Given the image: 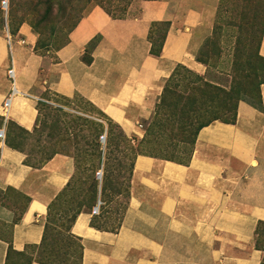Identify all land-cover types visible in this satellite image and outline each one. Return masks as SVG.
<instances>
[{
    "label": "crops",
    "instance_id": "0c3cea01",
    "mask_svg": "<svg viewBox=\"0 0 264 264\" xmlns=\"http://www.w3.org/2000/svg\"><path fill=\"white\" fill-rule=\"evenodd\" d=\"M217 0H142L122 17L94 7L57 49L39 52L29 30L0 35V116L13 64L21 92L8 120L32 131L44 93L80 97L118 124L142 134L165 81L177 65L195 71L196 55L212 35ZM169 26L158 55L150 52L152 24ZM259 54L264 57V29ZM87 57L89 62L83 60ZM261 109L239 101L234 123L215 122L198 132L188 164L138 155L129 198L116 231L78 213L70 232L80 239L81 264H260L255 228L264 221V83ZM2 123L0 124V126ZM7 128L5 129V133ZM0 139V264L15 251L39 244L48 207L74 173V160L55 153L38 167ZM31 264H39L32 262Z\"/></svg>",
    "mask_w": 264,
    "mask_h": 264
},
{
    "label": "rangeland",
    "instance_id": "374dc122",
    "mask_svg": "<svg viewBox=\"0 0 264 264\" xmlns=\"http://www.w3.org/2000/svg\"><path fill=\"white\" fill-rule=\"evenodd\" d=\"M5 1L6 10L0 7V35L16 36L18 30L26 28L36 36L37 47L51 53L66 41L72 26L92 8L101 7L114 16H124L142 0ZM217 1L213 32L205 45L203 43L199 55L205 61L200 62L203 70L199 72L179 66L175 75L167 80L168 92L163 100L172 99L170 91H177L183 97L187 95L185 113L174 112L173 107H155L150 118L138 124L142 130L140 136L126 135L118 124L84 99H66L46 92L36 102L38 116L34 132L27 136L16 128L12 129L13 139L26 150L36 153L32 161L56 152L70 154L77 161L70 185L49 209V226L53 229L49 233L51 239L55 238L56 245L64 248L68 241L64 228L71 215L75 211L91 212V206L98 199L99 212L92 214L93 221L105 229L117 225L128 203L123 192L126 174L138 155L177 162L194 149L195 142L182 141L180 136L197 125L198 113L193 110L198 95L193 87L197 86L199 78L224 89L239 91L244 99L241 101L251 105L258 103L257 82L264 78V58L258 51V40L264 27V0ZM162 33L163 25L156 24L150 36L154 39L156 34ZM179 108L177 105V111ZM215 122L221 121L215 120L208 125ZM103 130H106V139L100 144L98 138ZM258 160L263 162L259 172L264 177V153L258 156ZM98 170L100 179L95 176ZM104 180L107 191L100 198V186ZM93 182L97 183V193L90 189ZM254 244L264 247V226L260 227ZM67 249L77 263V248Z\"/></svg>",
    "mask_w": 264,
    "mask_h": 264
},
{
    "label": "trees",
    "instance_id": "16d2710c",
    "mask_svg": "<svg viewBox=\"0 0 264 264\" xmlns=\"http://www.w3.org/2000/svg\"><path fill=\"white\" fill-rule=\"evenodd\" d=\"M107 13L112 17H122L121 15L114 16V15L110 14L109 12H107ZM76 23L72 26V28L76 25ZM156 24L163 25V33L161 35L156 34L155 35L156 38L152 39L150 34L152 33V28ZM168 26H169L168 22H159V23L152 24V27L150 28V32H149V37H150V42H151L150 52L152 54L158 55L160 53L161 48H162V44H163V41H164V38L166 35V31L168 29ZM263 29H264V27H263ZM263 29L261 31L260 36L262 35ZM261 38H262V36L258 40L259 44L261 42ZM205 43H204V45H205ZM204 45H202L201 47L203 48ZM202 48L199 49V51L196 55V60L204 63L205 61H203V60H201V58H199V55H200ZM35 49L38 50L39 52L43 51L42 49H39L37 47V42L35 44ZM83 60L86 62H89V59L87 57H83ZM179 66H183V65H177L167 80H169V78H171L175 75L177 67H179ZM167 80L164 83V86H163V89L161 92L162 96L160 95L161 96L160 101L158 103H156L155 107L159 108L161 105L163 107H167V108L173 107L172 109H174V112L185 113V111H187V109H188L187 108L188 104L185 102L186 99L188 98L187 95L184 96L185 97L184 98L181 93H178L177 91L174 92V91L169 90L170 94L172 95V99H168V101H166V102L163 100V96L165 95L166 92H168V89L166 86ZM262 83H264V78L257 82V89L259 92V101L257 104L252 105L258 109H261V104H262L261 103V95H260V85ZM193 90L198 95V100L196 99L195 108L193 110V113L194 112L198 113L197 114L198 117L196 119L197 125L194 128L190 129L191 131H187L186 135L180 136L183 139L182 141L187 140V142H190L192 144H194L200 129L207 126L209 123H211L215 120L221 121L223 123H234L236 120L238 103H239V101L244 100V99H242L243 96L239 91H234L231 88L230 89H224L218 85L211 84L210 82L205 81L202 78H199L198 84L196 87H193ZM177 105L180 106L178 111L176 109ZM2 120H3V118H2V116H0V124L2 123ZM35 126L33 127L32 131H28V130H25L22 127L16 125L13 121L8 120L6 123L7 131L5 133V139L4 140H5L6 145H8L12 148L18 149L25 154L24 162L26 164L34 166V167H38L41 164H43L45 161L50 159L51 156L54 155L55 153H53L52 155L46 156L43 159H39L38 161L37 160L32 161L33 159H35L36 153L31 151V150H26L20 144V142L15 141L13 139V134H11L12 129L16 128V129H18L19 133H21V134L23 133L24 135L30 136L34 132ZM169 130H171V128ZM190 135H191V137H190ZM192 151H193V149H192ZM192 151H190L188 153V155L185 159L179 160L177 162L181 163V164H188V162L190 161L191 156H192ZM56 153H58V152H56ZM60 153H62V152H60ZM63 154H66V155H69L70 157H73L72 155L67 154V153H63ZM73 159H74V172H75V163L77 161L75 160V158H73ZM132 169H133V164L130 165V168L128 169V172H127L126 178H125V187H124L123 192H125V195L127 198H129V181H130ZM74 174L75 173H73V175H72L70 181L67 183L66 187H64V189L56 196V198L51 202V204L54 201H56L61 196V194L67 189V187L71 183V180L74 177ZM90 189H92L94 191V193H97V183L93 182L92 186H90ZM106 191H107V182H106V180H104V181H102L101 186H100V192H99L100 198H103ZM51 204L48 207V213H47L46 221L44 223V229H43V234H42V238H41L40 243L36 244V245H29L23 251L13 250L11 247V244L9 243V246L7 249V254H6L5 264H15L14 262H17V264H31L34 261L38 262L39 264H81L82 245L80 243V239L70 232V227H71L72 223L74 222L76 216L78 215V213L80 211H75L71 215L70 220H69V224H67L64 228V231L66 232L65 239H67L68 241L63 245L64 248H62V246L56 245L55 238L51 239V233H49L53 230L49 226V224H50L49 223V215H50L49 209H50ZM126 207H127V205L125 206L124 211H125ZM91 208H92V206H91ZM122 216L120 217L117 225L114 228L108 229V230L116 231L118 229V227L120 226ZM90 224L96 228L105 229V228H102L101 226L97 225L93 221V218H92ZM262 226H264V221L259 220L257 222L256 228L254 231L255 236L258 235L259 229ZM55 233L59 234L58 232H54L53 234H55ZM53 234H52V236H53ZM68 247H76L77 248V250H78L77 263L74 261L75 258L73 257V255L69 254L68 249H67ZM255 247L258 249L264 250V247L258 246L257 244H255ZM260 264H264V257H263Z\"/></svg>",
    "mask_w": 264,
    "mask_h": 264
},
{
    "label": "built area",
    "instance_id": "2783aa9c",
    "mask_svg": "<svg viewBox=\"0 0 264 264\" xmlns=\"http://www.w3.org/2000/svg\"><path fill=\"white\" fill-rule=\"evenodd\" d=\"M1 8L3 10H6L7 8V2L5 0L1 1ZM7 77L10 79L11 86H10V91L7 94V96L4 98L2 102V125L0 126V139L3 141L5 139V129H6V123L8 121V114H9V109L11 106L12 99L16 96H19L21 92L19 91L17 84H16V75H15V69L13 64L7 69L6 71ZM106 139V130H103L102 133L99 135L98 142L100 144H103ZM96 178L100 179L101 178V173L100 170L96 171L95 173ZM99 204L100 201L99 199L96 201V204L92 206L91 209V214H98L99 212Z\"/></svg>",
    "mask_w": 264,
    "mask_h": 264
}]
</instances>
